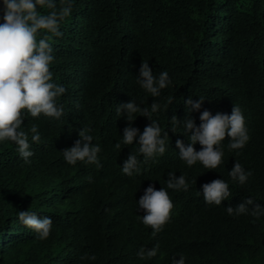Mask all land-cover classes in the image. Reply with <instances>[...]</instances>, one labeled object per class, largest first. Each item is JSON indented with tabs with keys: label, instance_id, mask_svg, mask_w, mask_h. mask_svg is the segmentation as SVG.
<instances>
[{
	"label": "trees",
	"instance_id": "1",
	"mask_svg": "<svg viewBox=\"0 0 264 264\" xmlns=\"http://www.w3.org/2000/svg\"><path fill=\"white\" fill-rule=\"evenodd\" d=\"M57 9L60 0H56ZM73 10L49 35L54 61L52 83L66 92L58 99L60 119L26 113L21 129L28 133L33 155L25 163L17 146L0 141V264H264V215H229L252 198L264 208V0H72ZM0 0V23H3ZM48 14L51 10L39 7ZM42 38L37 37V40ZM142 62L153 76L168 72L171 83L158 97L138 83ZM204 102L189 113L185 101ZM134 101L141 108L159 104L151 119L166 139L163 155L144 161L138 139L123 141L131 123L142 134L152 121L135 113L132 121L117 114L118 105ZM238 106L250 140L230 150L221 142V164L189 167L180 159L176 140L190 141L172 116L194 120L204 110L231 115ZM35 124L41 137L31 140ZM88 128L101 152L95 164L69 165L63 151ZM120 143L119 149L115 144ZM196 151L201 145H194ZM138 170L122 167L130 154ZM239 162L252 175L245 184L229 172ZM169 173L185 176L188 191L168 189ZM91 178V180H89ZM216 179L229 184L231 195L220 206L207 205L202 185ZM164 188L172 200L169 222L157 235L143 225L138 202L149 186ZM29 211L53 221L47 239L26 228L18 213ZM159 245L153 258L140 259L141 247ZM96 256V260L82 259Z\"/></svg>",
	"mask_w": 264,
	"mask_h": 264
},
{
	"label": "clouds",
	"instance_id": "2",
	"mask_svg": "<svg viewBox=\"0 0 264 264\" xmlns=\"http://www.w3.org/2000/svg\"><path fill=\"white\" fill-rule=\"evenodd\" d=\"M3 23H0V141H11L17 146V151L25 163H29V158L33 155L30 151L28 133L19 131L24 121L25 110L31 117L37 118L41 114L45 117L60 119L64 114L62 104H58V99L66 92L62 85L52 83V73L50 64L54 61L53 49L48 40L49 35L60 37L63 33L59 30L62 22L70 17L73 4L72 0H60L57 9L56 0H2ZM39 7H46L51 11L42 14ZM37 40L38 36H41ZM140 86L151 94L158 97L161 90L171 83L168 72H161L158 76H153L148 63L142 62L139 77ZM204 102L200 98L193 101L188 98L184 103L187 111H199ZM159 104H151V112L148 108H141L134 101L123 103L117 106V114H126V120L132 121L133 115L142 112L152 123L145 127L142 134L138 129L128 126L123 130V143L132 145L139 135V153L144 157V161L155 157L157 154L163 155L166 151V139L161 137V128L151 119L152 113L159 109ZM200 125L197 127L194 120L185 118L182 122L174 115L171 118L175 127L182 123L185 133L188 135L190 143L185 144L177 139L176 147L179 149V156L189 167L200 162L206 169H216L222 162L223 150L220 147L225 137H229L228 148L230 150L243 149L250 140L245 127V118L238 106L233 107L231 115L217 113L214 116L207 110L200 115ZM31 140L39 143L41 137L37 125L31 126ZM91 129L85 128L79 133L80 139L71 148L63 151L64 160L69 165H76L77 162L95 164L98 160V153L101 148L93 145V137L89 133ZM199 143L201 150L196 151L194 145ZM120 143L115 144L119 149ZM139 161L137 156L130 154L124 162L122 171L131 176L134 170H138ZM252 175L251 171L245 172L239 162H236L229 176L240 185L246 183ZM91 180V178H89ZM167 188L173 190L188 191L189 185L185 176L176 178L175 174L169 173L166 181ZM203 198L207 205L220 206L222 201L231 195L229 184L223 179H216L211 183L202 185ZM139 209L146 213L141 218L145 227L151 228L152 235L160 233L169 222L173 203L168 192L164 188L156 190L154 186H149L138 202ZM229 215H242L251 213L259 218L264 215V208L256 203L252 198H248L240 203L235 209L228 207ZM19 221L28 229L37 234V238L44 240L50 235L52 219L38 215L29 211L18 213ZM159 245L151 249L141 247L137 252L140 259L153 258L157 255ZM82 259L96 260V256H86ZM173 264H185L181 257L178 261L174 258Z\"/></svg>",
	"mask_w": 264,
	"mask_h": 264
}]
</instances>
